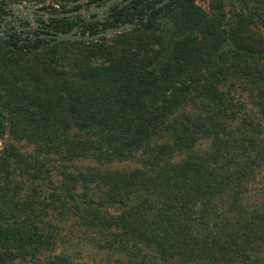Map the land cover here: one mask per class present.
<instances>
[{
    "label": "trees",
    "instance_id": "obj_1",
    "mask_svg": "<svg viewBox=\"0 0 264 264\" xmlns=\"http://www.w3.org/2000/svg\"><path fill=\"white\" fill-rule=\"evenodd\" d=\"M143 1L111 15L104 29L141 14L110 43H0V134L34 147L0 163V264H86L54 253L53 212L89 231L99 264H264V196L249 202L264 168V0H229L219 27L195 0ZM214 6L225 18L223 1ZM56 20L61 31L74 24ZM238 82L255 117L234 100ZM50 153L140 165L66 173L47 199L29 161ZM14 169L28 188L9 183Z\"/></svg>",
    "mask_w": 264,
    "mask_h": 264
},
{
    "label": "rangeland",
    "instance_id": "obj_2",
    "mask_svg": "<svg viewBox=\"0 0 264 264\" xmlns=\"http://www.w3.org/2000/svg\"><path fill=\"white\" fill-rule=\"evenodd\" d=\"M14 1H22L26 3H33V2H40L34 0H14ZM224 3V15L225 18H217L216 10L214 6L215 0H195L194 5L203 13L205 14L210 20H212L216 26H224L226 24V17L230 15L232 11V7L228 5L229 0H222ZM164 20V19H163ZM264 30V29H263ZM116 34V33H115ZM114 35V34H113ZM108 36L109 40L108 43L111 42V37ZM106 37V38H108ZM41 49L34 50L33 52L25 53L24 58L30 59L31 57L34 58ZM241 83H234L232 88V95H234V100L238 103L240 102L242 105V112L250 113L252 117L256 116V109L252 102V94L248 93L244 90L241 86ZM242 85V84H241ZM199 110L198 107H191V111ZM5 128H7V122H5ZM209 143V139H204L200 142L201 147L207 146ZM12 146V147H11ZM13 148L12 150L28 156L34 155V147L33 145L29 144L25 140H15L12 139L7 130L0 134V163H3L2 160L4 159L5 151L7 152L9 149ZM29 157V156H28ZM34 161H29L31 166L36 167L40 165V171L38 173V180L37 182L40 183L41 189L40 193L42 197L49 198V193L53 191L55 187H61V182H66V173L78 174L80 172H90L94 168H111V169H119V170H130L139 167V162L136 159L130 160H121V161H113L111 163H98L92 158H77L69 163H65L62 161L60 155L58 154H39L38 156H30ZM41 160V161H40ZM23 165L22 163H20ZM35 164V165H34ZM39 167V166H38ZM21 169V168H20ZM26 175H20L18 170L13 171L12 176H10L9 183L15 184L20 186H25L28 188V184L30 181L27 180L25 177ZM250 193H249V202L257 204L258 201L263 200L264 196V168L263 170H259L257 172L256 177L250 183ZM58 187V188H59ZM57 188V189H58ZM76 191H81L82 188L80 184H75ZM68 204H66L65 209L69 213L72 214L69 209H67ZM51 223L56 225L58 230V237L56 238V249L54 253H59L64 251L65 253L73 254V258L76 262H84L86 264H99L105 262L103 252H100L93 248L87 241V237L90 238L88 234L89 231H86L84 228L74 225V222H69L71 220H61L57 217L56 212L51 213L50 218L48 219ZM47 223V222H46ZM45 223V224H46ZM47 226V225H46ZM50 228V227H49ZM65 235V238H63ZM18 264V263H16ZM19 264H30L29 262H21Z\"/></svg>",
    "mask_w": 264,
    "mask_h": 264
},
{
    "label": "flooded vegetation",
    "instance_id": "obj_3",
    "mask_svg": "<svg viewBox=\"0 0 264 264\" xmlns=\"http://www.w3.org/2000/svg\"><path fill=\"white\" fill-rule=\"evenodd\" d=\"M13 0H0V43H4L5 40L15 36L20 41L38 39L36 35L43 32L42 23L46 26H50L47 34H51L50 29L60 30L56 28V19L67 18L72 20L74 24L71 29L77 27V31L82 33H89L90 31H100L104 29L106 24L113 17L115 11L123 10L126 6L132 4L133 0H95L90 2L89 0L80 2L78 4H61L59 6H52L50 4L41 5L33 15H29L31 21L27 22L24 19H20L11 14L12 10L8 5ZM147 0H144L145 3ZM142 3H139L141 5ZM150 9H145L150 11ZM50 14H59L58 17H52ZM141 14H134L131 19L140 25ZM147 15H144L146 20ZM121 24L122 21H117ZM70 29V30H71ZM90 34V33H89ZM33 36H35L33 38ZM50 41L52 38H40ZM3 120V119H2ZM4 121L2 126H4ZM1 128V127H0Z\"/></svg>",
    "mask_w": 264,
    "mask_h": 264
},
{
    "label": "water",
    "instance_id": "obj_4",
    "mask_svg": "<svg viewBox=\"0 0 264 264\" xmlns=\"http://www.w3.org/2000/svg\"><path fill=\"white\" fill-rule=\"evenodd\" d=\"M83 1H87V0H73V1H68V4H78L80 2ZM170 0H161L157 3H155L154 8L157 7H161L164 4H166L167 2H169ZM52 2H55L54 0H52ZM48 3V0H43L40 2H33V3H26V2H22V1H12L8 7L12 10L11 14L14 15L15 17H18L20 19H24L27 22H30L31 19L29 17V15H33L35 11L38 10V7L41 5H45ZM50 16L52 17H58L59 14H50ZM43 32L38 33L36 36L39 38H52V40H50L51 44L57 43L59 41H74V40H81V41H96L102 37H108L111 36L115 33H119L125 29H129L132 27H136L139 24L135 23V22H126V23H121L118 24L116 26L110 27V28H106V29H102L100 31H97L95 33H81L78 32L77 27L72 28L71 30L68 31H61V30H55V29H50V31L52 32L51 34H47L46 31L49 30L50 26H45L43 23ZM35 36H33L34 38ZM4 121V120H3ZM5 123V121H4Z\"/></svg>",
    "mask_w": 264,
    "mask_h": 264
},
{
    "label": "built area",
    "instance_id": "obj_5",
    "mask_svg": "<svg viewBox=\"0 0 264 264\" xmlns=\"http://www.w3.org/2000/svg\"><path fill=\"white\" fill-rule=\"evenodd\" d=\"M48 4H50V5H52V6H59V5H61L62 3L61 2H58V1H55V2H52V0H48V3H47V5ZM66 4H68V3H66Z\"/></svg>",
    "mask_w": 264,
    "mask_h": 264
}]
</instances>
